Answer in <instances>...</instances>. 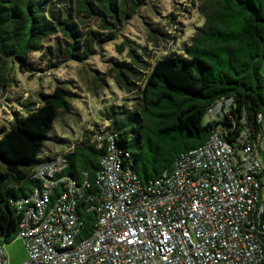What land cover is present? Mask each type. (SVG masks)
Returning a JSON list of instances; mask_svg holds the SVG:
<instances>
[{
    "label": "trees",
    "instance_id": "1",
    "mask_svg": "<svg viewBox=\"0 0 264 264\" xmlns=\"http://www.w3.org/2000/svg\"><path fill=\"white\" fill-rule=\"evenodd\" d=\"M145 1L0 0V95L16 84V68L33 75L37 68L31 64V53L54 54L57 64L64 59L82 61L96 46L114 39L118 26ZM197 9L203 20L183 42L180 53L151 62L146 47L133 48L130 40L115 46L117 51L130 47L127 59L112 63L111 78L133 103L110 105L104 128L94 129L115 134L123 164L141 181L170 171L180 153L202 144L217 128L232 143L242 133L252 142L261 137L264 0H198ZM87 19H95L107 33L86 26ZM155 29L153 43L169 36ZM94 80L99 87L104 83L97 76ZM73 96L55 85L51 91L38 92L37 101L22 102L24 112L14 111L9 123L0 125V237L4 242L16 236L20 219L11 200L28 195L39 183L33 178L38 163L63 154L67 160L63 173L81 184L86 172L90 186L84 192L95 191L93 178L104 149L97 146L94 130H84L66 150L43 152L54 122L71 112ZM225 101L229 103L220 118L204 121L210 108ZM79 214L81 232L87 234L95 215L85 210L83 201ZM258 264H264V259Z\"/></svg>",
    "mask_w": 264,
    "mask_h": 264
},
{
    "label": "built area",
    "instance_id": "2",
    "mask_svg": "<svg viewBox=\"0 0 264 264\" xmlns=\"http://www.w3.org/2000/svg\"><path fill=\"white\" fill-rule=\"evenodd\" d=\"M213 108V107H212ZM210 108L209 111L212 109ZM208 111V112H209ZM261 119V113L257 114ZM105 124L101 125L100 130ZM94 130L104 149L93 178L63 173V154L38 163L39 183L11 200L23 264H258L264 259V163L242 133L228 142L220 129L180 153L170 171L141 181L122 162L115 134ZM95 215L80 237V202ZM0 264H8L0 237Z\"/></svg>",
    "mask_w": 264,
    "mask_h": 264
},
{
    "label": "rangeland",
    "instance_id": "3",
    "mask_svg": "<svg viewBox=\"0 0 264 264\" xmlns=\"http://www.w3.org/2000/svg\"><path fill=\"white\" fill-rule=\"evenodd\" d=\"M197 4L198 0H146L131 17L118 26L114 39L96 46L95 51L82 61L64 59L57 64L54 54L48 55L42 50L31 53V64L37 68L33 75L30 72H20L16 68L14 72L16 84L8 87L0 95V125H7L14 111L24 112L22 102L37 101L38 92L51 91L55 85L63 86L74 94L71 112L60 116L54 122L45 140L43 152L50 155L66 150L82 137L84 130L94 129V126L107 122L104 113L110 105L133 103L130 95L117 88L111 78L112 63L127 59L130 48L117 51L116 44L130 40L128 44L133 48L146 47L151 62L167 54L180 53L183 42L189 40L195 27L203 20ZM85 23L86 26L107 33V30L97 26L95 19H87ZM155 28L169 34L159 44L152 42L154 35L158 34ZM262 73L264 74V66ZM94 76L104 79L101 87L95 82ZM228 103V101L217 103L205 114L204 121L220 118ZM261 137L264 139V119ZM258 156L264 163V143ZM87 225H90L89 220ZM85 235L82 231L80 237ZM4 250L8 264H23L27 259L24 242L17 236L4 242Z\"/></svg>",
    "mask_w": 264,
    "mask_h": 264
}]
</instances>
